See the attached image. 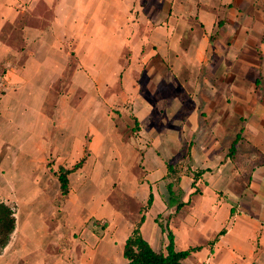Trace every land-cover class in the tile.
Masks as SVG:
<instances>
[{"label":"crops","instance_id":"0c3cea01","mask_svg":"<svg viewBox=\"0 0 264 264\" xmlns=\"http://www.w3.org/2000/svg\"><path fill=\"white\" fill-rule=\"evenodd\" d=\"M11 32L19 46L8 43ZM67 34L74 49L106 56L105 71L116 68L120 94L100 100L91 78L101 66L73 70L75 91L91 93L74 108L73 147L88 135L91 149L135 151L141 177L129 193L140 208L151 194L141 237L163 251L155 222L163 216L175 250L196 247L180 264H264V0H0V190L26 181L31 194L40 163L60 155L67 124L57 112L54 134L43 106L65 71ZM182 162L187 173L173 178ZM112 212L121 229L106 226L94 243L102 251L117 244L121 255L138 217Z\"/></svg>","mask_w":264,"mask_h":264},{"label":"rangeland","instance_id":"374dc122","mask_svg":"<svg viewBox=\"0 0 264 264\" xmlns=\"http://www.w3.org/2000/svg\"><path fill=\"white\" fill-rule=\"evenodd\" d=\"M69 26L73 25H65L66 29L70 30ZM10 39L8 43L19 46V35L16 32H11ZM64 44L66 68L58 82L55 81L49 88L43 112L51 117L56 135V113L63 114L62 118L67 124L64 130L66 137L57 147L60 155L52 156L54 153H51V156L45 158V162L40 163L39 183L35 184L31 194L28 192L30 185L26 181L1 185L0 201L10 208L14 218L12 231L5 244L0 246L1 264H122L117 244L111 250L102 251L94 241H97V237L108 225L110 231L121 229L122 224L118 220L114 221L116 217L112 210L129 218L136 219L140 215L139 201L133 196V192L129 193V189L136 188L141 177V167L135 151L132 152L135 154L134 158L130 147H125V150L124 147H109V150L94 147L89 152L92 149L86 147L88 135L81 138L83 144L79 151H75L73 147L74 139L79 138V129L73 126L74 108L77 107L80 96L91 94L84 86L75 91L77 83L72 77L73 70H79L80 65L88 63L101 66L93 73L94 78H91L95 86L92 95L99 96L100 100V96L120 94L119 80L116 84L117 74L113 71L116 68L105 71L106 56H91L84 48L74 49L72 34H67ZM6 67L5 61H0V97L6 91V87L1 84L5 80ZM85 74L89 77V73ZM112 75L115 81L108 89L104 81ZM58 99L62 101L61 105H58ZM106 106L105 103L102 104V109H106ZM107 109L112 108L109 106ZM81 111L85 112L84 108ZM106 113L99 111V119L105 117ZM63 154L66 156L62 157ZM181 155L184 157V150ZM124 157H128V161L124 162ZM78 161H81L80 164L72 168ZM184 164L182 162L181 166H176L173 178L187 173ZM58 166L70 169L66 175L65 195L60 194L55 175ZM169 177L170 175L167 179ZM36 191L33 198L32 193ZM165 194L168 197L167 192ZM158 219L163 225L165 218L159 216Z\"/></svg>","mask_w":264,"mask_h":264},{"label":"trees","instance_id":"16d2710c","mask_svg":"<svg viewBox=\"0 0 264 264\" xmlns=\"http://www.w3.org/2000/svg\"><path fill=\"white\" fill-rule=\"evenodd\" d=\"M81 161H78L73 165L72 168H76ZM171 171L170 167L167 166V171ZM70 169H65L62 166H58L56 171V179L58 182L59 190L61 195L67 193V173ZM200 173H194L193 176L196 178ZM171 184L165 185L168 197L164 200L165 204L175 202L173 193L170 189ZM151 203V194L148 195L146 204L139 209V216L132 224V229L129 235L124 240L121 255L126 260V264H180V260L192 251L196 247H188L183 250H175L173 248V236L172 233L166 228V225H162L157 219L155 222L159 225L161 231L165 232V245L163 251H154L149 244L141 237L139 232V226L144 219L143 212L147 206ZM181 203H177L175 208L178 209ZM14 218L10 208L0 201V246L4 245L10 232L13 229ZM219 231L216 235L221 234Z\"/></svg>","mask_w":264,"mask_h":264}]
</instances>
